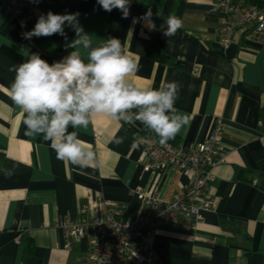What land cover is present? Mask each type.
<instances>
[{
	"label": "crops",
	"instance_id": "0c3cea01",
	"mask_svg": "<svg viewBox=\"0 0 264 264\" xmlns=\"http://www.w3.org/2000/svg\"><path fill=\"white\" fill-rule=\"evenodd\" d=\"M149 10L154 28L142 19ZM77 12L94 45L110 37L121 41L138 64L129 77L137 87L180 85L175 107L188 123L173 141L187 146L204 140L216 118L224 126L225 160L214 167L207 188L215 207L193 230L164 225L153 233L159 264H264V43L236 32L221 49L217 0H130L126 18L97 0H69L62 14ZM40 14L37 8L21 25L0 10V264H85L86 239L66 248L60 219L75 217L96 195L121 206L125 216L146 212L137 188L169 199L186 176L173 168H143L138 138L150 130L139 121L96 115L86 128L69 127L94 153L85 168L57 159L41 136L26 135L10 92L15 67L28 58L21 48L49 64L74 51L73 29L68 40L59 34L23 38ZM169 16L182 26L166 37ZM4 169H14L13 175L6 177Z\"/></svg>",
	"mask_w": 264,
	"mask_h": 264
},
{
	"label": "clouds",
	"instance_id": "9594fccd",
	"mask_svg": "<svg viewBox=\"0 0 264 264\" xmlns=\"http://www.w3.org/2000/svg\"><path fill=\"white\" fill-rule=\"evenodd\" d=\"M97 3L108 12L114 8L121 10L125 18L129 14L130 0H97ZM151 15L149 10L142 19L154 28ZM78 17V12L49 11L39 15L31 31L22 33L29 40L55 34L65 36L66 24L75 31V39L69 44L74 51L51 64L39 54L21 48L28 58L15 67L10 92L24 117L26 135L41 136L50 142L57 159L81 168L89 167L95 156L90 146L84 147L78 133L68 129L86 128L96 115L128 124L139 121L159 137L161 144L174 138L188 123L187 116L175 107L180 85L172 81L159 88L137 87L129 77L135 75L138 64L121 41L110 37L94 45ZM165 24L162 31L166 37L182 26L181 20L173 16ZM3 172L10 177L14 169Z\"/></svg>",
	"mask_w": 264,
	"mask_h": 264
},
{
	"label": "built area",
	"instance_id": "2783aa9c",
	"mask_svg": "<svg viewBox=\"0 0 264 264\" xmlns=\"http://www.w3.org/2000/svg\"><path fill=\"white\" fill-rule=\"evenodd\" d=\"M41 2L0 0V10L22 25L34 16ZM217 4L221 49L228 47L236 32L251 33L256 41L264 43V2L217 0ZM223 131L221 119L216 118L204 140L187 146L172 139L161 144L151 131L141 135L138 139L143 146V168L181 171L186 180L179 191L163 199L158 192L137 188L138 198L147 210L132 216H125L121 206L106 205L103 197L96 195L79 207L75 217L58 221L65 247L85 238L89 247L85 264H159L153 233L164 225L193 230L202 214L215 207L216 201L207 188L214 167L225 160L221 148Z\"/></svg>",
	"mask_w": 264,
	"mask_h": 264
},
{
	"label": "trees",
	"instance_id": "16d2710c",
	"mask_svg": "<svg viewBox=\"0 0 264 264\" xmlns=\"http://www.w3.org/2000/svg\"><path fill=\"white\" fill-rule=\"evenodd\" d=\"M253 4H262L264 1L261 0H247ZM69 0H42L39 5V9L41 10L42 14H47L49 11L57 14H62L68 8ZM72 28L70 26H64L65 36H63L66 40L69 39L71 35ZM173 140V138H172Z\"/></svg>",
	"mask_w": 264,
	"mask_h": 264
}]
</instances>
